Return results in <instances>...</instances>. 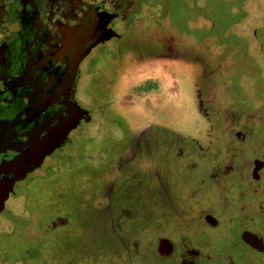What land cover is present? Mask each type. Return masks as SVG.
<instances>
[{"label": "flooded vegetation", "instance_id": "flooded-vegetation-1", "mask_svg": "<svg viewBox=\"0 0 264 264\" xmlns=\"http://www.w3.org/2000/svg\"><path fill=\"white\" fill-rule=\"evenodd\" d=\"M176 1L0 0V217L6 202L20 193L46 158L70 141L75 127L88 122V115L76 125L68 119L81 70L79 66L74 80L65 76L72 53L89 47L91 53L113 39H124L122 27H144L156 40L171 45L174 34L156 23L168 19L170 4ZM225 1L231 3V12L237 10L233 0ZM203 3L192 1L186 9ZM190 21L187 32L202 31ZM253 39L262 43L257 32ZM195 60L203 70V61ZM164 74L171 84L165 99L158 100L182 106L184 102L190 113L184 122L169 120L173 115L166 114L165 120L155 115V123L169 134V148L162 157L170 154V180L161 176L154 191L145 182L139 188L152 211L145 203L138 209L113 205L108 254L91 253L64 263L264 264V104H244L240 109L221 102L217 84L200 88L194 75L191 99L183 100L176 74ZM222 85L223 90L229 88ZM191 115L195 118L189 119ZM181 168L197 173L194 185L193 180L178 179ZM181 185L186 187L184 194L179 193ZM211 194L215 197H208ZM19 215L34 222L33 245L29 241L4 249L0 264H61L48 259L46 252L56 248L51 244L55 233L72 225L70 214L58 211L39 224L29 212ZM80 232L87 234L83 227Z\"/></svg>", "mask_w": 264, "mask_h": 264}, {"label": "rangeland", "instance_id": "rangeland-1", "mask_svg": "<svg viewBox=\"0 0 264 264\" xmlns=\"http://www.w3.org/2000/svg\"><path fill=\"white\" fill-rule=\"evenodd\" d=\"M192 1L197 0L170 4L168 19L156 23L174 34L176 42L171 45L156 40L144 27H122L124 39H113L85 57L77 99L94 115L93 120L75 127L70 141L52 152L20 193L6 202L0 217L2 256L9 247L29 241L33 245L34 222L20 217L22 212H29L37 224L58 211L70 214L72 225L55 233L51 244L56 248L46 252L48 259L65 264L91 253L98 257L108 254V217L113 205L126 203L138 209L145 203L147 211L154 210L139 188L145 182L154 191L155 181L162 176L168 183L171 172L170 154L162 157L169 148V134L164 135L162 124L155 123V115L162 120L167 119L166 114L173 115L169 120L184 122L190 114L184 102L182 106L164 100L171 84L164 73L176 74L174 80L183 91L178 97L183 100L191 99L194 75L200 88L217 84L221 102L240 109L244 104H264V0H233L234 12L225 0H200L202 7L186 9ZM191 19L202 27V33L187 32ZM256 32L262 43L253 39ZM197 58L203 61V70L193 62ZM223 83L229 90L222 89ZM152 100L159 105H152ZM196 174L183 168L177 172L178 179L193 180L192 185ZM178 188L184 194L186 187ZM80 225L87 234L82 235ZM11 228L13 233H7Z\"/></svg>", "mask_w": 264, "mask_h": 264}, {"label": "water", "instance_id": "water-1", "mask_svg": "<svg viewBox=\"0 0 264 264\" xmlns=\"http://www.w3.org/2000/svg\"><path fill=\"white\" fill-rule=\"evenodd\" d=\"M90 50H91V47H89L88 49H83L82 51H79V50L74 51V53H72L70 58H68L67 60L69 61V66H68V69L65 75L66 77H70V79L72 80H74L77 77L78 68L79 66H81L80 64H82L85 57L90 53ZM64 95H67V98L69 100L72 97L71 93L67 92V90ZM56 99L57 98L50 100L49 104H52L54 101H56ZM70 104H71L70 113H69L68 119L72 122V125H76L85 115H88V122L89 121L92 122L94 115H91L90 110H88L87 108H85L83 105L80 104L79 100L77 99V90H76L75 100ZM2 209L3 208H0V212Z\"/></svg>", "mask_w": 264, "mask_h": 264}]
</instances>
